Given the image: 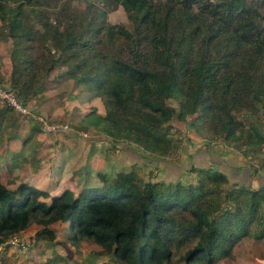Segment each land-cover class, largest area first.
<instances>
[{"label": "trees", "instance_id": "trees-1", "mask_svg": "<svg viewBox=\"0 0 264 264\" xmlns=\"http://www.w3.org/2000/svg\"><path fill=\"white\" fill-rule=\"evenodd\" d=\"M82 1L84 7L0 0V39L11 42L10 85L23 99L42 93L64 65L73 86H89L104 105L102 113L91 107L75 126L133 143L148 162L161 163L181 146L186 135L177 133L174 117L190 120L207 146L227 142L245 158H260L264 0ZM118 5L130 26L108 20L106 9ZM3 109L7 115L13 108ZM4 117L0 109V137ZM186 173L144 176L132 165L52 196L27 182L10 188L0 180V242L34 222L36 237L52 247L51 225L63 222L68 241L88 239L119 264H212L231 256L242 238H264V185L231 182L222 168L193 163Z\"/></svg>", "mask_w": 264, "mask_h": 264}, {"label": "rangeland", "instance_id": "rangeland-1", "mask_svg": "<svg viewBox=\"0 0 264 264\" xmlns=\"http://www.w3.org/2000/svg\"><path fill=\"white\" fill-rule=\"evenodd\" d=\"M71 3L76 6H85V2L82 0H71ZM106 15L108 20L111 22L123 23L127 26H130V20L128 19L126 12L121 5H118L111 9H106ZM10 44V40L0 39L1 67L3 69L5 65H10V73L8 74V77L5 78L0 74V82L9 85L12 67V58L10 56ZM6 68L8 67L6 66ZM66 68L67 67L64 65H57L48 77L46 89L42 93L34 95L31 98L23 99L18 90L10 85L13 89L16 90L18 97L23 102V104L28 107L30 112L21 113L17 111L14 107H12L13 109L7 113V116L5 118L6 128L8 126L13 128L16 124L19 123L18 117H23L24 119H28L31 125H37V127H39L41 131L47 133L50 132L49 134L53 138L52 142L55 141L56 137L60 135H64L66 138H71L74 135L87 137L90 132L79 129L75 126L77 124L79 125L80 121L76 120L74 117H72L71 114L67 113L70 110L69 107L66 108V111L64 109L63 112L55 114H47L46 112H44V110L41 111L37 108V105H40L41 101L44 99V96H46L45 94L47 89L51 91L52 97L53 95L63 93L61 97L65 98V96L68 94L72 84L69 81L71 79L65 73ZM87 87L88 88L84 87V89H82V94H84V97L86 98H88L90 94V87ZM40 95H42L41 98L39 97ZM95 101L94 104L90 105L89 107L93 106V108L99 111V113H102L104 111V105L102 101L99 98H97ZM168 103L177 106V102L175 99H169ZM6 105V102L0 101V108ZM40 117L43 121L39 119ZM188 121L182 122L177 120L175 117L173 118L172 124L175 128H177V133L180 134V132L182 131L185 133L183 135H186L183 138V141L181 142V146L176 152L172 151L170 154H168V156L165 157L167 160H164L161 163L154 164L152 163L153 160L152 162H148V160L146 159H144L143 162L141 161L139 163V168L143 171L144 176L153 175L154 177L160 176L174 179L180 176H188V174L186 173V169L191 164V156L186 157V155L190 154L196 146L199 145L200 147H202L201 145H205L204 140L201 139V137H199L198 135L194 134V131L189 125ZM260 121V127L264 130V118H260ZM45 124L62 125L61 127H56L54 129H47L45 127ZM30 130H32V128ZM92 131L94 134H100L99 132L94 131L93 127ZM8 132H6L5 134H7ZM107 136L110 139H103L104 147H102V157H104V155L106 154L105 150H107L108 153H111V151L109 150V146H111L110 144L115 145L116 143L120 142L114 141L109 135ZM1 144L2 143L0 142V145ZM53 144H55V146L58 145L57 141H55ZM209 145L215 153L220 152L225 157L231 156L234 158H239L240 162L245 163V165L247 163V167L248 169H250V173L252 169L254 170V167H257L256 172H253L254 175L258 173L264 174V164L261 162V159H264V149L262 152L257 154L260 158H250L249 156L245 158L241 153H239L238 149L234 148L231 144L227 142L223 143L215 141L210 143ZM137 148L140 149L139 147ZM54 149L56 150V148H54L53 146L49 152L50 155H53L55 151ZM26 155L27 156H21L20 158H18L20 161L17 162V164H8L10 158L12 157L10 154L0 155V170L3 171V181L6 182L8 186L12 187L14 186V183L8 182L6 180V177L12 176V179H17V181L20 179H26L27 177L33 178L34 176H38L40 178H44V176L52 177L50 172L55 173V178H57L55 182L53 181V178H50L51 180H47L46 187L50 188V191H53L52 184L55 185V187L57 188L58 183L62 181V177H64L65 180L60 184L61 186L58 187H63L67 185L71 186L74 190H80L86 183H99V178L97 176H91V174H89V171L86 173L85 177L83 176V169L82 165L80 164V160H83L82 156L81 158L80 156H78L77 160L72 161L70 160L71 155H66L64 157V160L66 162L67 160L72 161L70 166H68L72 171L70 173L66 171V175H63L61 172L63 168H60V166H55V164L54 166L51 165L46 167L44 172H40L41 169L45 168V166L42 167L40 163L43 161V159L46 158V156L41 160H37L39 159V156H35L36 154L34 155L32 153H26ZM16 157L17 156H15L14 158ZM113 161H117L115 157ZM136 163H138V160ZM171 163L174 165L172 166ZM141 164H145L144 169L142 168ZM8 165L9 167H7ZM6 168H13V170L10 169L7 172L5 170ZM116 168H118V166ZM123 168L124 171H128L130 169L128 165ZM59 169L61 170L59 171ZM119 169L115 170L113 165L109 164V166H107L106 172L109 176H113L119 171ZM254 188H256V186ZM46 200L49 201L48 198ZM39 227V224L33 222L27 228L7 236L5 240L0 242V264H86V261L89 257L94 258V262L91 264H119L110 259L108 255L103 254L101 246L97 245L96 243H93L88 239L80 240L74 244L68 241L66 235V223L56 222L51 225V227L54 228L55 233V238L53 240L54 244L52 245V247L49 246V242L46 241V238L36 237V231L37 229H39ZM168 264L184 263L170 262ZM212 264H264V240L257 241L255 238L249 240L247 237H245L242 239V241L235 245L233 249V254L231 256H228L222 260H218L217 262Z\"/></svg>", "mask_w": 264, "mask_h": 264}, {"label": "crops", "instance_id": "crops-1", "mask_svg": "<svg viewBox=\"0 0 264 264\" xmlns=\"http://www.w3.org/2000/svg\"><path fill=\"white\" fill-rule=\"evenodd\" d=\"M6 66L8 68H6ZM9 66L10 65H5V67L2 69L0 64V74L5 78H7L8 74L10 73ZM69 81L72 86L65 98L61 97L63 93L53 95L52 97L51 91L47 89L45 94L46 96H44V99L41 101L40 105H37V108L41 111L44 110V112H46L47 114H55L63 112L64 109L66 111V108L69 107L70 110L67 113L71 114L72 117L82 123L84 117L91 109V107L89 106L94 104V101L97 99V97H92L89 93H87L89 94L88 98L84 97L85 95L82 94V89H84V86L74 87L73 81ZM0 109H2V111L4 112V118H6V110H4L3 107H1ZM18 121L19 123L16 124L13 128H11L10 126L5 128L2 137H0V142L2 143L0 145V155L10 154L12 156L8 164H17V162L20 161L18 158H20L21 156H27L26 153H32L34 155L36 154L35 156H39V159L37 160H41L46 156V158L43 159V161L40 163L41 166H45V168L41 169L40 172H44L46 167L51 165L54 166L55 164V166H60V168H63L61 172L63 175H66V171H68V173L72 171L68 167L70 166L71 162L77 160L78 156H80V158L82 156L83 160H80V164L82 165L83 176L85 177L86 173L89 171V174H91V176L98 177L97 174L99 172L107 173L106 169L109 164L113 165L115 170L120 168V171L127 165L129 166V168H131L132 165H136L139 167V163L141 161L143 162L144 159L148 160L144 156L145 154L140 149H138L135 144L127 142H119L115 145L110 144L111 146H109V150L111 151V153H108V151L105 150L106 154L104 155V157H102V147H104L103 139L110 138L104 133L94 134L92 131V127H88V129L85 130L90 132L87 137L76 135L71 138H66L64 135L56 137L55 141H57L58 145L55 146V144H53L55 141L52 142L53 138L49 134L50 132L47 133L41 131L39 127H37V125H31L28 119H24L23 117H18ZM31 128L32 130H30ZM6 132L8 133L5 134ZM53 146L54 148H56V150L54 149L55 151L53 155H50L49 152ZM201 146L202 147H200L199 145L196 146L190 154L186 155V157L191 156V163L197 166H213L219 169L222 168L229 174L231 182L250 183L253 187L264 185V174L258 173L254 175L253 169L250 173V169H248L247 163L245 165V163L240 162L239 158H234L231 156L225 157L220 152L215 153L210 145ZM68 154L71 155L70 160L72 161L67 160L66 162L64 160V157ZM15 156L17 157L14 158ZM114 157L117 160V164L115 161H113ZM137 160L138 163H136ZM117 166L118 168H116ZM141 166L144 169L145 164H141ZM7 167H9V165ZM10 169L13 170V168ZM10 169L6 168L5 170L8 172ZM60 170L61 169H59V171ZM122 170H124V168ZM2 172L3 171L0 170V180L4 184H6V182L3 181ZM50 174L52 175V177L44 176V178H40L38 176H34L33 178L27 177L26 179H20L18 181L17 179L13 180L12 176L6 177V175V180L8 182L14 183V186L11 187L8 186V184L6 185L10 188H14L19 182L23 181L38 188L47 190L51 196L60 193L65 188L73 189L71 186L67 185L58 187L61 186L60 184L65 180L64 177H62V181L58 183L57 188L52 184L53 191H50V188L46 187L47 180H51L50 178H53L54 182L57 180V178H55V173L50 172ZM246 237L249 240L254 239V237ZM262 240H264V238L257 241Z\"/></svg>", "mask_w": 264, "mask_h": 264}, {"label": "built area", "instance_id": "built-area-1", "mask_svg": "<svg viewBox=\"0 0 264 264\" xmlns=\"http://www.w3.org/2000/svg\"><path fill=\"white\" fill-rule=\"evenodd\" d=\"M0 101L6 102L7 105L14 107L19 112H30L28 107L23 104V102L18 97L15 89H13L9 84H4L0 82ZM42 120V118H39ZM43 121V120H42ZM45 123V122H44ZM62 124H45L47 129H54L56 127H61Z\"/></svg>", "mask_w": 264, "mask_h": 264}]
</instances>
